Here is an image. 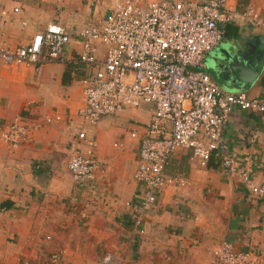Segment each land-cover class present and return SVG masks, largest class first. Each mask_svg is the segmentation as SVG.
Returning a JSON list of instances; mask_svg holds the SVG:
<instances>
[{
  "label": "crops",
  "instance_id": "0c3cea01",
  "mask_svg": "<svg viewBox=\"0 0 264 264\" xmlns=\"http://www.w3.org/2000/svg\"><path fill=\"white\" fill-rule=\"evenodd\" d=\"M184 1L204 5L208 0ZM99 2L0 0V43L5 48L29 43L51 23L70 38L63 61L38 72L0 66V126L20 118L31 128L29 141L16 149L0 139V207L5 209L0 212V264H51L52 254L63 264H213L210 250L223 241L253 251L257 264H264V202L236 172L227 173L216 160L202 167L188 150L177 149L164 168L169 182L157 194L155 209L144 215V234L132 231L126 203L137 204L142 193L133 174L139 163L138 138L153 107L124 109L100 118L94 127H83L75 115L83 105L79 80L91 73L75 62L81 51L78 34L101 25L106 0ZM230 4L264 11V0ZM222 30L221 43L203 60L204 71L226 92L264 100V67L247 91L219 79L214 70L224 51H254L264 29L236 18ZM255 53L260 60L261 51ZM53 116L60 120L46 124ZM80 128L96 143L100 169L94 182L74 189L67 160ZM221 139L235 167L250 171V186L264 185V116L233 110ZM107 257L110 263H104Z\"/></svg>",
  "mask_w": 264,
  "mask_h": 264
},
{
  "label": "built area",
  "instance_id": "2783aa9c",
  "mask_svg": "<svg viewBox=\"0 0 264 264\" xmlns=\"http://www.w3.org/2000/svg\"><path fill=\"white\" fill-rule=\"evenodd\" d=\"M88 2L100 6L99 0ZM102 7L101 25L78 34L81 51L75 62L91 73L79 80L83 105L75 115L83 127H94L100 118L124 109L145 104L153 107L138 138L139 163L133 174L142 193L137 204L126 203L131 209L132 231L144 234V215L155 209L157 194L169 182L163 171L177 149L188 150L202 167L210 160L219 161L227 173L236 172L250 193L264 202V185L250 186V171L235 167L221 139L222 127L233 110L264 116V100L224 91L204 71L203 63L221 43L222 26L239 18L253 28L264 29V11L250 4L237 9L230 0H208L204 5L184 0H106ZM69 42L63 27L48 24L27 44L7 49L0 43V66L38 72L43 65L62 62ZM52 120L60 117L47 118L45 123ZM75 131L67 171L74 189H80L94 182L100 164L96 143L86 138L82 128ZM30 133L31 128L20 118L0 126V139L10 149L28 142ZM137 135L135 130L130 134L133 139ZM4 210L0 207V212ZM210 253L213 264H257L253 251L237 250L229 241L217 244ZM110 262L111 257L104 260ZM50 263L63 264L58 254L50 256Z\"/></svg>",
  "mask_w": 264,
  "mask_h": 264
},
{
  "label": "water",
  "instance_id": "95a60500",
  "mask_svg": "<svg viewBox=\"0 0 264 264\" xmlns=\"http://www.w3.org/2000/svg\"><path fill=\"white\" fill-rule=\"evenodd\" d=\"M258 47L254 51L240 52V55L231 51H224L223 56H218L215 63V73L219 79H230L241 90L247 91L257 80L264 67V37L258 41ZM255 50L261 51V59L258 60ZM255 53V54H254ZM239 93V92H237Z\"/></svg>",
  "mask_w": 264,
  "mask_h": 264
},
{
  "label": "rangeland",
  "instance_id": "374dc122",
  "mask_svg": "<svg viewBox=\"0 0 264 264\" xmlns=\"http://www.w3.org/2000/svg\"><path fill=\"white\" fill-rule=\"evenodd\" d=\"M43 66H44V65H43ZM43 66H41V67H43ZM41 67H40V68H41Z\"/></svg>",
  "mask_w": 264,
  "mask_h": 264
}]
</instances>
